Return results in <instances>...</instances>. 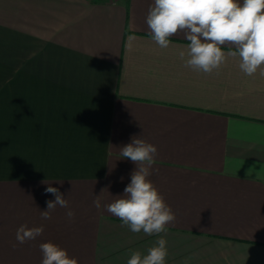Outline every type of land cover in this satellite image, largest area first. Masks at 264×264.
<instances>
[{"label": "crops", "instance_id": "1", "mask_svg": "<svg viewBox=\"0 0 264 264\" xmlns=\"http://www.w3.org/2000/svg\"><path fill=\"white\" fill-rule=\"evenodd\" d=\"M153 3L0 0V264H41L46 242L78 264H127L161 237L166 264H264V76L238 57L186 67L183 33L166 49L151 38ZM134 137L157 147L149 179L176 216L159 235L104 207L130 183L120 149ZM49 184L72 220L59 206L41 218ZM21 225L44 231L19 244Z\"/></svg>", "mask_w": 264, "mask_h": 264}, {"label": "clouds", "instance_id": "2", "mask_svg": "<svg viewBox=\"0 0 264 264\" xmlns=\"http://www.w3.org/2000/svg\"><path fill=\"white\" fill-rule=\"evenodd\" d=\"M146 23L151 38L161 49L169 47L173 35L184 34L189 43L186 49L179 51V57L186 67L211 74L225 64L228 57H238L239 69L246 76L258 71L264 76V0H154ZM225 45L229 47L227 52L222 50ZM120 155L131 160L136 168L123 195L104 207L133 233L159 235L166 232L176 216L149 179L158 155L157 147L134 137L120 149ZM45 192L53 194L55 200L46 201L47 210L41 211L43 220H50L57 206L67 210L65 215L69 220L74 218L75 212L59 189L49 184ZM93 204L101 208L100 195L95 196ZM43 231V226L21 225L16 231V240L24 244L35 240ZM166 245V239L161 237L147 249L146 255L132 251L127 264H166ZM39 247L43 254L41 264H78L66 249L52 242L41 243ZM189 259L191 257L184 264H188Z\"/></svg>", "mask_w": 264, "mask_h": 264}, {"label": "rangeland", "instance_id": "3", "mask_svg": "<svg viewBox=\"0 0 264 264\" xmlns=\"http://www.w3.org/2000/svg\"><path fill=\"white\" fill-rule=\"evenodd\" d=\"M0 175H5V166H0Z\"/></svg>", "mask_w": 264, "mask_h": 264}]
</instances>
